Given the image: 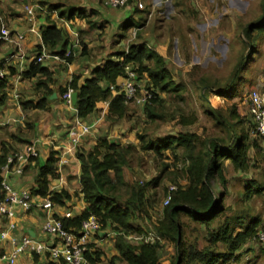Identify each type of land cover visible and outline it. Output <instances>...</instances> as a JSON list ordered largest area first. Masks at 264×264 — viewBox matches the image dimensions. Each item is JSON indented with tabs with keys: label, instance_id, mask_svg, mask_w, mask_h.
<instances>
[{
	"label": "trees",
	"instance_id": "16d2710c",
	"mask_svg": "<svg viewBox=\"0 0 264 264\" xmlns=\"http://www.w3.org/2000/svg\"><path fill=\"white\" fill-rule=\"evenodd\" d=\"M108 2V0H107ZM106 2V3H107ZM133 0H127L122 8L128 7ZM40 5L48 6L50 12H56L60 18L74 20L83 19L88 25L87 33L94 30L95 23L91 17L92 12H87L84 6H68L59 3H51L49 0L39 1ZM263 6V5H262ZM263 17L261 16L253 25H247L243 29V36L247 41L249 55L242 57L239 71L232 81L237 77L245 65L255 55L257 44L264 39V6ZM41 41L45 49L52 55L63 56L69 42L65 31L58 29L54 23H49L41 30ZM40 52V47L36 50V55ZM86 54L85 45H83L81 55ZM122 61L107 60L102 66L95 67L92 76L86 79L83 85H77V79L73 78L70 87L77 92V102L75 108L79 118H86L95 110L96 103L105 101L109 98V90L103 87L102 82L115 84L118 78L124 77V67L132 65L138 76L147 75L148 82L159 93L175 94L182 97L180 92L183 86L175 84L170 71L166 67V61L157 52L147 48L144 45L130 46L127 53L122 52ZM33 58V59H34ZM72 56L67 58V63L71 62ZM246 61V62H245ZM237 66V67H238ZM27 77L41 75L42 79L36 82V89L48 90V84L51 81V74L46 67L34 65L29 66L24 74ZM6 79L0 80V107L5 99L4 88ZM238 84L230 82L224 88L217 91L207 88L203 91L201 99L210 101L209 96H220L229 98L235 95ZM62 90L61 92H65ZM153 98L156 94L152 92ZM152 98V99H153ZM151 99V100H152ZM154 100V99H153ZM152 100V101H153ZM46 99L40 100L37 104H32L34 108H42ZM30 103H24L28 106ZM128 107L124 105L123 98L116 96L110 103L108 109V118L110 120L124 119L128 113ZM213 115L217 119L216 125L222 126L226 132V138L223 136L201 137L190 131H179L175 135H169L157 139H149L144 134H138L137 139L140 143L139 148L144 153H152L155 157L162 158L168 150L173 157V169L169 171V164H163L160 174L149 182H131L124 180V169L129 168V156L135 146H119L110 143L106 139L98 141L90 150L81 151L77 154L80 164V191L86 204L85 210L71 222L76 228L79 227L82 220L88 216H95L103 224L104 228H110L117 235L112 239V246L115 255L110 258L109 264H160V251L162 244H131L126 241L125 236L130 234H141L145 231L136 223L138 219H150L149 211L152 210L153 199L156 195L157 187L166 178L176 186V191L172 192L171 200L167 206L161 210L162 218L155 227L156 233L164 243H170L175 249V256L171 264H217L229 261L234 253L238 251L248 241L258 242V233L264 231V227L259 230L261 220L259 216L251 217L248 221L247 216L236 215L230 220L240 224L238 231L236 227L225 218L220 222L216 229L208 232L209 245L201 250L192 245H187L184 240V224L181 221L182 216L188 217L191 221L199 222L202 225H208L217 220L224 211L223 193H216L214 182L218 180L222 185L225 183L223 177L224 162L228 161L235 171L243 172L247 169V151L251 147L258 148V140L252 135L254 123L249 124L247 129L246 121L238 114L233 107L227 116L221 110H214ZM146 118L150 122L164 120L163 105L160 99L156 98L152 105L145 106ZM195 116L181 115L178 119V126L185 130L188 126L194 124ZM264 140V139H263ZM179 149L181 151L179 152ZM11 148L2 144L0 150V168L5 164L7 155ZM183 162L182 169L186 182L180 184L178 181V169L176 163ZM55 153L51 152L43 167L40 168V180L37 182L38 190L36 194L45 196L47 193V184L49 178L57 176L55 168ZM172 177V178H171ZM2 177L0 176V200L4 197L2 187ZM248 182L246 183L247 186ZM254 185L247 189L245 197L253 193L261 195L264 191L262 184L250 182ZM126 187L124 193L122 188ZM254 188V190L252 189ZM168 187H163L162 192L166 196ZM69 199L65 191L55 194L52 200L61 203L62 199ZM220 219V218H219ZM247 219V223L245 222ZM220 221V220H218ZM65 226L69 221H64ZM218 244L226 246L224 253L217 250ZM101 250L96 249V256L91 257L92 253H87V258L99 262ZM49 259V258H48ZM34 260L36 254H34ZM46 264H57L48 261ZM59 264V263H58Z\"/></svg>",
	"mask_w": 264,
	"mask_h": 264
},
{
	"label": "rangeland",
	"instance_id": "374dc122",
	"mask_svg": "<svg viewBox=\"0 0 264 264\" xmlns=\"http://www.w3.org/2000/svg\"><path fill=\"white\" fill-rule=\"evenodd\" d=\"M19 1L23 2V7L30 3L29 5L38 8L36 9V18L40 15L44 16L47 14V10L49 11L48 6L40 5L39 0H14V2L12 0L10 3H7L6 0L1 5L6 8V13H9L15 10L14 8L20 3ZM49 1L68 6L82 5L87 12H92V10L96 12L91 17L95 23V32L86 36V39L92 44L90 49L86 46L88 51L85 55L88 59H91L92 52L105 56L107 49L127 52L129 45L137 43L154 51L162 52L173 81L175 84L183 86V90L180 92L182 97H177L175 94L159 93L149 82L145 83V87H149L156 94L153 99L158 98L162 101L164 114V120L162 121L150 122L146 118L145 106L152 105L153 99V101L150 100L140 108L139 106H129L132 114L129 115L133 119L127 122L129 124L127 128L131 132L129 136L132 140L126 138L128 143L125 145H132L131 142H134L133 146L135 147L129 156L130 166L124 169L126 183L151 181L160 174L163 164L170 165L169 171L173 169L174 160L171 153L167 150L162 158L155 157L152 153H144L140 150V143L136 139L138 134H144L147 138L154 140L175 135L179 131H190L201 137H215L220 134V136L224 135L226 138L224 128L216 125L217 119L213 115L212 107L214 110H221L225 116H227V112L235 107L238 114L247 122L246 129L249 124H252L248 94L252 90L264 93V39L257 44L255 55L239 72V80L236 77L232 81V78L239 71L242 57L245 58L249 55L250 47L242 34L243 29L247 25H253L252 23L263 15L264 0H149L151 13L147 12L148 5L146 6L147 3L145 4L143 1L145 8L140 9L141 15L137 22L134 20L142 25L139 31L131 26L124 30L126 28H122L123 24H116L120 18L118 11L123 8H112L106 3L107 0ZM156 8H159V10L157 11ZM22 9L19 8V10ZM2 15L9 16L3 13ZM3 16L0 15V23H3ZM102 19L107 20L108 23ZM3 24L9 30L11 29L7 26L6 21ZM128 33L129 36L119 37V34L127 35ZM108 35L109 44L107 48L102 49L100 44L106 41ZM148 37H153L155 42H149ZM139 78L142 79V77ZM230 82L238 84L234 96L229 98L209 96L211 102L207 101L208 103L201 99L202 92L207 86L218 90L224 88ZM181 115L195 116L196 121L185 130H182L177 124ZM256 140H258L256 143L258 148L251 147L247 151L249 157L254 160V167L252 166L248 173L233 170L228 173L225 171L224 177L228 180L229 194L225 195L224 203L228 206V210L219 217L220 219L218 218L208 225L193 223L189 218L182 216L181 221L185 224V240L192 242L196 239L195 241H199V247H202L206 243L205 238H207L210 230L216 229L225 217L230 218L236 215L247 216L248 221L251 217L259 216L261 220L259 230L264 227V193L261 195L253 193L249 199L244 198L246 192L244 185L247 180L252 182L254 180V182L262 184L264 187V140L262 138H256ZM180 151L181 149H179ZM176 164L178 181L180 184H184L186 182L182 172L184 164L181 161ZM170 181L169 178H166L157 187L152 210L149 211L150 216L156 211L161 213V210L165 207V195L162 188L173 185ZM219 183L221 184L218 180L214 182L217 194L221 190ZM125 188L121 189L122 193H124ZM247 219H245L246 223L248 222ZM148 220L149 224L148 222L145 223V219H138L136 223L149 228L153 219L150 217ZM233 226L238 229L240 224L236 223ZM126 241L135 245L139 244L133 240L126 239ZM158 243L163 246L160 251L162 253L161 263L165 264L166 259L172 262L173 256H175L173 245L164 243L162 240ZM247 246L258 251L264 250V244L259 242L251 241ZM246 248L244 247L243 250ZM109 250L111 251V247H105V254H109ZM111 257L110 255H104L100 263L109 264ZM115 264H118V262Z\"/></svg>",
	"mask_w": 264,
	"mask_h": 264
},
{
	"label": "crops",
	"instance_id": "0c3cea01",
	"mask_svg": "<svg viewBox=\"0 0 264 264\" xmlns=\"http://www.w3.org/2000/svg\"><path fill=\"white\" fill-rule=\"evenodd\" d=\"M3 1L6 0H0V15L3 16V13L10 16H3V23L6 21L8 24L7 26L11 28L10 31L13 33L24 32L26 29V23L24 7L22 6L23 2L19 1L20 3L16 8H14L15 6L12 7L15 10L6 13V8H3L1 5ZM10 1L12 0H7V3H10ZM143 1L145 4L147 3L146 6L148 5L146 9L147 12L151 13L149 9L150 4H148L149 0H133L130 6L118 11L120 18L116 24H123L122 28H126L124 30H127L128 26H131L133 29L136 28L137 31L141 30L142 25L136 22L141 15L140 9L142 10L145 8ZM29 4L30 3L26 5L34 6ZM19 8L23 9L19 10ZM40 10L42 11V9ZM156 10L158 11L159 8H156ZM116 16L119 17L118 15ZM37 20L41 30L49 23H54L58 29L66 32L69 38L66 50H71V56L73 59L68 65H64L61 62L55 61L53 59L43 62L41 66L46 67L51 74V81L48 84L49 91L44 89H36V82L39 79H42L41 75L27 77L24 74L28 71L33 58L36 55V50L42 45L41 39L39 40L34 36L26 34L22 46L25 56L24 59L20 61L19 59L14 58L9 63H5V60L9 56L16 55L18 53L11 45L6 43L0 44V68L6 73V85L3 91L5 99L2 106L0 107V150L2 144L10 146L11 151L7 155V158L16 154H22L26 147L30 144H34L37 150V155L35 157L28 159L26 162L19 163V165L22 167L21 174H5L2 171V168L6 162L0 168V176L2 179H5L6 183L18 193L29 191L31 194L32 203H34L33 207L29 210H23L19 207H15L14 215L11 218H6L5 216L0 215V233L2 231H8L9 235L14 237L17 241H20L25 237H30L36 241L51 244L54 243L55 237L45 234L41 230V224L45 220L46 213L38 205L41 204L45 198L49 197L54 205L52 213L55 217H62L64 210L69 209L72 216L70 219L64 220L65 222L69 221V224L66 227L72 230H77L78 228L72 225L70 221L79 216L86 208V204L80 191V164L77 154L81 151L90 150L98 141L102 139H106L110 143H115L119 146H126L125 144L128 143L126 142V138H128V140H132L129 136L131 132L127 128V125H129L127 122L133 118L129 115L131 114V108L127 105L125 106L128 107V113L124 119L110 120L108 118L109 105L117 95H115L114 91L110 90V86L114 84H108L105 81L102 82V85L105 89L107 88L109 90V98L105 101L96 103L95 110L84 119L79 118L75 106L67 105L62 100L63 92L61 91L63 89L67 90L68 88L72 89L70 85L73 78L77 79L78 86L83 85L84 81L92 76V71L95 67L102 66L109 59L118 62L122 61L123 56L121 53L124 51L107 49L105 56H103V54L98 55L95 52H92L90 55L91 59H88L87 55H81L83 45H85V49L86 46L88 49L92 48V44L86 39V36H88L87 34L90 33H87L88 25L86 24L85 20L78 18H75L74 20H66L64 18H60L56 12H49L48 10L47 14L44 16L40 15L37 17ZM103 21L108 23L107 20ZM111 31L112 30H110V32ZM94 32L95 30L91 33ZM125 36H129V33L127 35L119 34V37ZM108 37L109 35L105 39L106 41L100 44L102 49L107 48V45L109 44ZM148 39L151 43L155 42L153 37H148ZM136 45L139 44L133 43L129 45V47ZM87 51L88 50H86V53ZM155 52L164 58V54L162 52H159L158 50ZM129 66L133 68L132 65ZM140 77H142L143 81L148 82V78L145 74ZM121 79L122 78H118L115 84ZM207 88L215 90V88L208 86ZM53 94H55V97L51 98ZM42 99H46L45 105L42 108H34L32 104H37ZM204 101L207 102V100ZM28 102L30 103L28 106H23L24 103ZM140 107L141 106H139V108ZM76 119L83 123L85 122L88 124H94V126L86 135L79 139L75 149L69 151L71 146V136L78 132ZM244 126L246 127V125ZM131 143L134 145V142ZM51 152L55 153V168L57 176L48 179L49 183L47 184V193L45 196H41L35 193V191L38 190L37 182L40 180V168L44 166ZM247 158L249 162L247 163L246 171H243V173H248L250 168H252V166L254 167V160L249 157L248 152ZM230 170L235 171L233 166L228 161H225L222 173L223 177L225 175V171L229 173ZM224 179L225 186L219 183L221 185V190L219 193L224 192L223 196L225 197L226 194H229V190L228 180L225 177ZM246 182H248V188L246 184L244 185V188L246 187L247 189H251V187H254V185L249 184L252 182L251 180H247ZM246 188L245 191L247 192ZM252 189L254 190V188ZM61 191L67 192L69 199L64 198L61 200V203L54 202L52 197H54L55 194H59ZM245 194V199H249L251 197V195L245 197ZM224 197L223 204H225ZM226 210H228V206L225 204L222 214H224ZM155 213H152V216L149 215L153 219L151 226L146 224L149 226V228L141 226L143 231H151L157 234L155 227L157 222L162 218V215L157 211ZM222 214L219 215V217L222 216ZM231 218L232 217L227 219L232 224H236L233 220H230ZM147 222L149 224V220L145 219V223ZM192 222L200 224L199 222ZM10 225H13L14 228L9 229ZM108 229L111 230L110 228H106L105 231L100 232L97 236H94L89 245L91 253L96 249L102 251L101 255L99 256L100 261L98 264H101L100 262L102 261L104 255H110V257L115 255V251L112 246V239L114 237L106 235ZM238 230L240 229H236V231ZM205 239L206 243L202 247H199V241H195L196 239L192 242H189L184 238L187 245H192L198 250H201L209 245V236L207 235V238ZM249 242L251 241H248L238 251H236L229 261L222 262L220 260L218 264H243L244 262L245 264H260L261 262L264 264V250L258 251L256 249H251L250 246H247ZM105 247H111V251L109 250L108 252L109 254H105ZM244 247L247 248L243 250ZM11 249L12 245L8 240H0V264H9L5 257H8ZM217 250L219 253H224L226 246L223 244H218ZM93 256L95 258L96 255L92 253L91 257ZM161 256L162 253L159 258L160 264H162ZM36 259L37 261L35 262L34 253L25 252L16 258L14 264H46L49 261L47 254H36ZM165 264H171V262L166 259Z\"/></svg>",
	"mask_w": 264,
	"mask_h": 264
},
{
	"label": "built area",
	"instance_id": "2783aa9c",
	"mask_svg": "<svg viewBox=\"0 0 264 264\" xmlns=\"http://www.w3.org/2000/svg\"><path fill=\"white\" fill-rule=\"evenodd\" d=\"M127 0H108L107 4L112 8H122ZM36 9L34 6H24L26 29L24 32H11L3 23H0V44L6 43L11 45L18 54L9 56L5 63H9L14 58L20 61L24 59L23 42L25 35H31L39 40L41 39V28L38 25L36 18ZM71 50H66L63 56L50 54L43 45L40 46V52L33 59L34 65H40L43 62L53 59L68 65L67 58L71 56ZM6 78V73L0 68V80ZM145 81L139 78L136 71L129 65L124 67V77L116 84L110 86V90L115 92V95L123 98L124 105H137L145 106L152 98V89L145 87ZM73 90L68 88L62 95V100L67 105H72L71 94ZM250 108L249 113L252 117L254 128L252 135L264 139V93L258 90H252L249 93ZM78 132L71 136V146L69 151L75 149L79 139L86 135L94 126L80 122L76 119ZM37 150L34 144L26 147L22 154L9 156L6 164L3 166L2 171L5 174L22 173L20 162H26L28 159L35 157ZM2 187L5 192L4 197L0 200V215L6 218H11L14 215V208L19 207L23 210H29L33 207L31 194L29 191L16 192L13 190L3 179ZM175 185H169L167 194L164 198V206H167L171 200L172 192L176 191ZM45 211L46 217L41 224V230L48 235L54 236L55 241L51 244L36 241L30 237H25L17 241L14 237L10 236L8 231L0 233V240H8L12 245L11 252L8 257H5L9 264H14L16 258L25 252L34 253L37 255L47 254L50 261L59 264H98L87 258V253L90 251L89 245L94 236L106 230L103 224L95 216H88L82 220L77 230L69 229L65 226L64 220L71 218L72 214L69 209H65L62 217H55L52 213L53 203L50 198H45L41 204L38 205ZM14 228L13 225L9 229ZM107 236H116L117 233L112 230H107ZM258 242L264 244V231L257 235ZM127 240H133L137 243L154 244L160 241V238L151 231H146L137 235L125 236Z\"/></svg>",
	"mask_w": 264,
	"mask_h": 264
},
{
	"label": "water",
	"instance_id": "95a60500",
	"mask_svg": "<svg viewBox=\"0 0 264 264\" xmlns=\"http://www.w3.org/2000/svg\"><path fill=\"white\" fill-rule=\"evenodd\" d=\"M54 97H55V94H53L51 96V98H54ZM76 102H77V92H73L71 94V103H72L73 106H75L76 105Z\"/></svg>",
	"mask_w": 264,
	"mask_h": 264
}]
</instances>
